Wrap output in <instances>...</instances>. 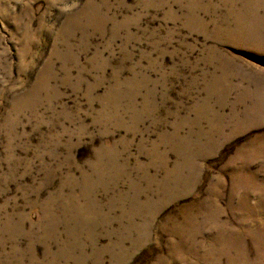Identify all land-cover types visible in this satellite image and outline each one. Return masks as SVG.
<instances>
[{"label": "rangeland", "instance_id": "374dc122", "mask_svg": "<svg viewBox=\"0 0 264 264\" xmlns=\"http://www.w3.org/2000/svg\"><path fill=\"white\" fill-rule=\"evenodd\" d=\"M0 264H264V0H0Z\"/></svg>", "mask_w": 264, "mask_h": 264}]
</instances>
